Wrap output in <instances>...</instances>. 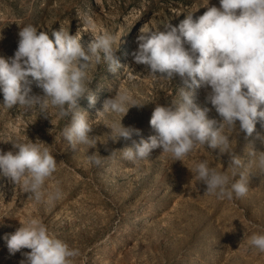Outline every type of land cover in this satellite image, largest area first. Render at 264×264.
<instances>
[{
	"label": "rangeland",
	"instance_id": "374dc122",
	"mask_svg": "<svg viewBox=\"0 0 264 264\" xmlns=\"http://www.w3.org/2000/svg\"><path fill=\"white\" fill-rule=\"evenodd\" d=\"M208 3L219 7V0H0V56L14 57L20 27L31 24L47 31L50 38L53 30L64 28L81 38L85 48L93 36L111 33L117 37L121 65L115 74L103 63L93 65L90 88L95 103L87 95L79 102L93 125L90 135L99 140L94 148L80 145L74 150L68 145L61 130L70 121L52 116L50 122L18 108L0 110V141L28 137L47 143L57 160V171L46 187L59 186L64 192L54 205L35 202L0 173V264H20L21 252L10 254L4 237L30 218L42 220L50 231L80 250L75 264H264V253L248 244L249 237L264 228V172L254 165L247 169L251 172L248 195L221 202L204 194L206 186L189 171L199 160H208L218 170L227 168V155L220 158L203 146L183 163L161 155L160 149L138 165L119 152L99 167L87 161L95 152L108 156L113 149L134 148L155 134L149 123L155 105L178 99L179 81H158L133 62L137 37L141 30H163L168 23L178 26L187 14L196 18ZM85 18H91L92 25ZM121 88L130 89L144 105L130 108L122 119L124 126H134L140 134L114 143L108 140L111 130L106 125L119 117L98 112L104 100ZM32 90L42 94L35 84ZM206 95L205 89L196 90V103L210 109L209 118L219 120ZM230 135L232 150L246 164L252 148L264 151L258 139L264 127L259 122L251 136ZM0 149L12 150V145L0 142Z\"/></svg>",
	"mask_w": 264,
	"mask_h": 264
},
{
	"label": "clouds",
	"instance_id": "9594fccd",
	"mask_svg": "<svg viewBox=\"0 0 264 264\" xmlns=\"http://www.w3.org/2000/svg\"><path fill=\"white\" fill-rule=\"evenodd\" d=\"M205 7L202 15L194 18L193 13L187 14L178 26L168 23L163 30H141L137 37L133 62L143 65L158 81H179L178 99L155 105L149 121L155 134L141 139L134 148L113 149L108 156L95 152L87 161L99 167L119 152L138 165L160 149L161 155L183 163L203 146L220 158L227 155V168L218 170L208 160H199L190 173L206 186L204 194L221 202L234 201L250 191L249 166L264 172V151L252 148L246 164L232 150L230 135L251 136L258 122L264 127V0H219V7L209 3ZM85 23L92 25L91 18H85ZM18 36L14 57L0 56V110L18 108L50 118V122L52 116L70 121L61 130L68 145L74 150L80 145L94 148L99 140L90 135L93 125L79 102L87 95L89 102L95 103L90 88L93 65L103 63L113 74L121 67L117 37L107 32L95 35L85 48L81 38L64 28L53 30L50 38L47 31L31 24L20 27ZM33 84L42 94L33 93ZM201 88L219 120L209 118L210 109L196 103V90ZM143 105L128 88L105 99L98 114L119 117L106 125L111 130L108 140L115 143L139 135V129L124 126L122 119L130 108ZM258 139L264 144V135ZM0 142L12 145V150L0 149V173L19 185L29 199L51 206L64 198L61 187H46L57 171V160L47 143L28 137ZM4 239L10 254L21 252L20 264H75L81 256L78 248L38 218L20 222ZM248 244L264 253V228L253 233Z\"/></svg>",
	"mask_w": 264,
	"mask_h": 264
}]
</instances>
